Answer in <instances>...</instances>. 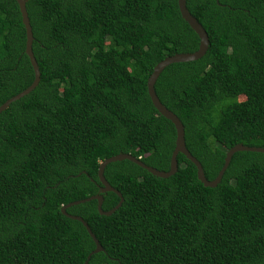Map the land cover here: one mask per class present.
Here are the masks:
<instances>
[{
	"label": "trees",
	"instance_id": "trees-1",
	"mask_svg": "<svg viewBox=\"0 0 264 264\" xmlns=\"http://www.w3.org/2000/svg\"><path fill=\"white\" fill-rule=\"evenodd\" d=\"M206 30L199 59L159 74L155 92L184 125L213 180L237 143L264 147V0H186ZM37 86L0 113V264H85L95 243L61 206L99 192V163L120 152L168 170L173 123L147 78L166 56L198 49L178 0H27ZM16 0H0V105L34 71ZM158 177L123 159L106 180L111 215L73 204L103 247L87 264H264V153L235 152L215 187L177 154ZM101 208L119 196L102 193Z\"/></svg>",
	"mask_w": 264,
	"mask_h": 264
},
{
	"label": "water",
	"instance_id": "water-1",
	"mask_svg": "<svg viewBox=\"0 0 264 264\" xmlns=\"http://www.w3.org/2000/svg\"><path fill=\"white\" fill-rule=\"evenodd\" d=\"M16 2L18 3V6H19V10H20L21 17H22V22H23V25L25 28V33H26L25 53L27 54V56L30 60V63L32 65V68L34 71V78L28 87L23 89L21 92L11 96L10 98L5 100L0 105V113L3 110H5L10 105L11 102L23 97L24 95H26L30 91H32L37 86V84L39 83V80H40L39 66H38V63H37L35 56L33 54V50H32L33 32H32V27L30 24L28 12L26 9L27 0H16ZM178 8H179V11H180L182 18L189 24V26L194 30V32L199 37L198 49L193 51V52H181V53H175V54L170 55V56H166L165 58L160 60L153 67V70H152L151 74L149 75V77L147 78V83H146L148 95L151 99L152 104L158 110V112L160 114H162L165 118L169 119L175 127V131H176L175 146H174V149H173L172 154H171L169 169L168 170H159L153 166L147 165L141 159L135 157L134 155L129 154V153H124V152H120L116 155H112L108 158H105L104 160H102L99 163V166L97 169V176H98V179L101 183V186H99V192L96 194H93L89 197H86L84 199L75 200V201L69 202V203L61 206V211L63 214L67 215L68 217H70L72 219H76V220H79L82 222V224L85 226L86 230L88 231L89 235L92 237V239L95 243V248L88 254V256L85 260V264H87L91 254L102 251L103 247L99 243L95 234L92 232L88 223L81 216L68 214L66 212V208L73 205V204H78L80 202L89 201L92 199L97 200V209H98V212L102 215H107V216L111 215L116 209L119 208V206L121 205V203L123 201L122 194L117 189H115L113 186H111V184L106 180V178L103 174L104 168L108 163L127 159V160H130V161L134 162L135 164L141 166L142 168L146 169L147 171H149L150 173H152L155 176L169 177V176L173 175L178 169L177 154L181 152L190 161H192L194 163V165L196 166V169H197V171H196L197 178L204 184V186L215 187L220 182V180H221V178H222V176H223V174H224V172H225V170H226V168H227V166L231 160V157L235 152H237V151H256V152H263L264 153V147L246 146L242 143H237L227 150V152L225 154V158H224V164L221 167V169L219 170L217 176L213 180H208L204 175L203 168H202L200 161L195 156H193L189 152V150L187 149L186 144H185L183 123L181 122V120L179 119V117L175 113H173L171 110H169L160 101V99L158 98V96L155 92V89H154V84H155L159 74L162 72V70L166 66H168L171 63H175V62H186V61H193V60L199 59L200 57H202L205 54V52L208 48V45H209V37H208L206 30L203 28L201 23H199L197 21V19L190 13V11L188 10V8L186 6V0H178ZM108 191L115 192L119 196V201L111 209L103 210L101 208V205L103 202L102 193H106Z\"/></svg>",
	"mask_w": 264,
	"mask_h": 264
}]
</instances>
